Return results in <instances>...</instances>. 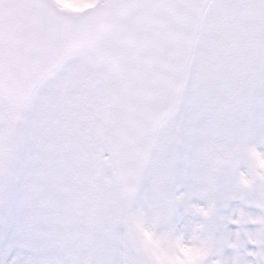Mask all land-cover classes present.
I'll list each match as a JSON object with an SVG mask.
<instances>
[{"label": "snow or ice", "instance_id": "6c2138e0", "mask_svg": "<svg viewBox=\"0 0 264 264\" xmlns=\"http://www.w3.org/2000/svg\"><path fill=\"white\" fill-rule=\"evenodd\" d=\"M61 4L0 0V264H264V0Z\"/></svg>", "mask_w": 264, "mask_h": 264}, {"label": "rangeland", "instance_id": "374dc122", "mask_svg": "<svg viewBox=\"0 0 264 264\" xmlns=\"http://www.w3.org/2000/svg\"><path fill=\"white\" fill-rule=\"evenodd\" d=\"M262 161H264V158H260L257 161L256 167H257L258 174L264 173V168L261 167ZM159 172H160V168H158V167L150 168V170H149L150 178L156 176ZM237 207H240L239 202H234L233 208H237ZM245 211L250 212L253 215L260 214L259 209H256L254 207L249 208V207L245 206ZM204 214L207 215L209 213L207 211H205ZM245 228L248 232L255 233L256 231H258L260 226L248 224L245 226ZM230 230L231 231H237L238 228L235 225H230ZM145 237H146L147 241L153 246V248L157 252V254L161 260V264H197V261L202 260L208 254V242L205 240H201L198 244L189 246V245L184 244L181 239H176V240L171 242L172 247L176 251L173 254H169L165 250V241L155 238V236L152 232H146ZM249 247L251 248V246H249ZM189 248L202 249L204 251V253H206V254L194 262L189 261L187 259V256H186L187 250ZM231 254H232V252L230 250L229 255H231Z\"/></svg>", "mask_w": 264, "mask_h": 264}, {"label": "clouds", "instance_id": "9594fccd", "mask_svg": "<svg viewBox=\"0 0 264 264\" xmlns=\"http://www.w3.org/2000/svg\"><path fill=\"white\" fill-rule=\"evenodd\" d=\"M95 0H62L61 7L63 10L69 13H82L87 11L90 7L94 6ZM261 167L264 168V161L261 162ZM264 175V173L259 174ZM241 183L245 187L251 186L252 181L247 176L241 177ZM202 249H192L187 250L186 256L189 261H196L205 255Z\"/></svg>", "mask_w": 264, "mask_h": 264}]
</instances>
